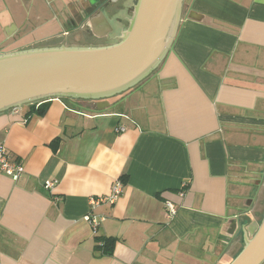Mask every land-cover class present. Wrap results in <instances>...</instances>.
Returning <instances> with one entry per match:
<instances>
[{"label": "crops", "instance_id": "crops-1", "mask_svg": "<svg viewBox=\"0 0 264 264\" xmlns=\"http://www.w3.org/2000/svg\"><path fill=\"white\" fill-rule=\"evenodd\" d=\"M107 100L0 112L25 164L19 180L0 170V264H229L235 218L264 215V0L184 3L159 65ZM117 180V201L95 204Z\"/></svg>", "mask_w": 264, "mask_h": 264}, {"label": "water", "instance_id": "water-1", "mask_svg": "<svg viewBox=\"0 0 264 264\" xmlns=\"http://www.w3.org/2000/svg\"><path fill=\"white\" fill-rule=\"evenodd\" d=\"M138 0L118 42L93 46H45L0 53V112L54 97L99 99L122 93L148 76L169 51L184 3ZM245 245L229 264H264V215L241 224Z\"/></svg>", "mask_w": 264, "mask_h": 264}, {"label": "flooded vegetation", "instance_id": "flooded-vegetation-1", "mask_svg": "<svg viewBox=\"0 0 264 264\" xmlns=\"http://www.w3.org/2000/svg\"><path fill=\"white\" fill-rule=\"evenodd\" d=\"M52 1L59 8L60 16L57 15V18H51L48 22H57L60 29L44 32L28 42H24L28 34L17 29L12 36L7 35L0 42V53L63 44L93 46L118 42L122 32L116 34L115 29L119 26L124 29L128 27L138 0H51V3ZM9 46L16 47L3 49Z\"/></svg>", "mask_w": 264, "mask_h": 264}, {"label": "rangeland", "instance_id": "rangeland-1", "mask_svg": "<svg viewBox=\"0 0 264 264\" xmlns=\"http://www.w3.org/2000/svg\"><path fill=\"white\" fill-rule=\"evenodd\" d=\"M1 26H0V42L4 40L7 35H12L13 31L8 30L7 25H16V29L22 30L28 36L24 39V42L31 41L35 37L41 36L44 32H54L59 30L57 22H48L51 18H57L60 16V10L57 5L51 0H1ZM10 16L16 20V23H12L8 19ZM4 20V21H3ZM18 25V27H17ZM24 26V29H22ZM12 28V27H11ZM122 26L115 29V33L119 34L123 31ZM19 30V31H20ZM18 31V32H19ZM113 43V42H112ZM16 46H9L3 49L9 50Z\"/></svg>", "mask_w": 264, "mask_h": 264}, {"label": "built area", "instance_id": "built-area-1", "mask_svg": "<svg viewBox=\"0 0 264 264\" xmlns=\"http://www.w3.org/2000/svg\"><path fill=\"white\" fill-rule=\"evenodd\" d=\"M15 111H18L20 107L13 108ZM120 130H125V128H120ZM0 170L3 171L6 175L11 177L14 180H19L23 173L25 172V164L18 163L12 160L11 155L4 144H0ZM59 184L58 180H47L44 183V187L47 190H53ZM123 191V183L121 180L114 182L111 192L108 195L97 197L94 199L95 204L101 203H115ZM166 207L170 214L176 213V207L173 203L167 202ZM88 221L92 224L94 229L99 226L100 220L98 216H87Z\"/></svg>", "mask_w": 264, "mask_h": 264}, {"label": "trees", "instance_id": "trees-1", "mask_svg": "<svg viewBox=\"0 0 264 264\" xmlns=\"http://www.w3.org/2000/svg\"><path fill=\"white\" fill-rule=\"evenodd\" d=\"M61 99H66V100H68V99H71V98H68V97H61ZM48 100V99H47ZM42 102H41V104L37 107V103H40V101L39 102H33V103H31L30 104V109H31V111L32 112H39L40 114H42V113H45L46 112V110H47V108H48V104H49V101H46V99H44V100H41ZM263 216V215H262ZM263 218V217H262ZM261 218V219H262ZM261 219H260V221H261Z\"/></svg>", "mask_w": 264, "mask_h": 264}]
</instances>
